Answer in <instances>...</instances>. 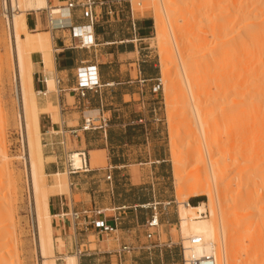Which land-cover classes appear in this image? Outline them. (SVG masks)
Returning a JSON list of instances; mask_svg holds the SVG:
<instances>
[{
	"label": "rangeland",
	"instance_id": "1",
	"mask_svg": "<svg viewBox=\"0 0 264 264\" xmlns=\"http://www.w3.org/2000/svg\"><path fill=\"white\" fill-rule=\"evenodd\" d=\"M131 1L132 0H123V12H122L123 16H117L116 14L113 15L111 17L113 19L112 22L113 23L123 22L122 28H118V30L119 31L123 30V38H126L127 36H129V21L131 20L132 16H134L135 18L147 17L151 20L152 28L149 30V35L147 36L148 38L145 41L141 42L142 44L140 45V47L142 48L141 51L146 56L144 57V59L147 60L146 64L150 66H153L155 64L156 69L158 70L159 77L158 80L153 82H145L143 85L137 84L135 82L123 85V93H127L128 95L123 97V109L121 110L123 114L122 117L123 123H120L118 125L120 128L123 125L124 137L122 140L123 147L115 149V150H120L119 152L120 154L117 155L116 158L117 160L118 158H120L121 161H123V164L126 165L125 167L119 170L121 171V173H123V179H124L123 184L124 183L126 184L125 186H123V189L131 188L129 184L132 181L137 184L135 187L137 188L136 189L137 195L136 197L132 196V198L140 197L141 199H145L148 201L155 200L159 202H172L171 205L166 210L167 213L164 214L163 216H165L166 219L172 218L173 220L176 221L177 224L169 225L167 223L166 226L161 225L159 227V231L162 236L161 237L162 242H167L166 232L168 230L171 231V236L175 245L172 246V249H170L171 253L169 254L174 257L175 264H183L181 257V247L179 245L180 235L178 230L177 202L179 196L175 184V175H174V166H173L174 162H172L174 161L173 159L179 158L178 160L180 162L181 174H183V176H185L187 180L189 179L188 182H193L199 179L197 177H200V179L204 177V173H202L203 171L197 169L198 167L197 165H199V162L197 163L198 160L197 158H195L196 155L198 153H201L203 154L205 159H207L206 156L212 153L211 155H213V160L215 158L216 161L215 167L216 168L218 167L217 171L220 169L219 170L220 177L222 174V179L224 180V183L227 184L232 180L231 178L233 177V172H234L233 167L235 166L236 163L235 160L239 156L234 143V137H233L234 134L230 135L235 131V124L234 123L232 124L233 112L231 110V105H230L231 103H229L228 107L224 108L223 110H221L222 106L220 105L221 104L220 96H222V94L224 93L222 86L223 85L227 86L228 84L224 83L222 79L220 80V76L217 72L216 67L212 66L210 72L206 70V66H201V65L200 67L199 66L194 67L195 68L194 69L193 67H189V65L192 66V63L187 62L186 58H188L189 56L190 57L200 56V54L202 55L203 53H206L208 50L212 51L213 54L217 52L215 53L216 56H218L219 53H221V55L225 57V59L227 60L230 59V57H232L234 53L237 52V50L240 53H247L249 48L250 47L252 48L253 46L250 45L251 43L249 42L252 39L251 38L252 35H254L253 38L254 37L259 38V36L261 38H264V35L262 34L264 30V26H263L264 23H262L264 21L263 20L264 6L261 5L264 3V0L263 1L259 0L260 2L258 1L257 4L255 3L256 5H254V0H249L251 2L247 0H162L163 5L169 8L168 21L161 14L163 16L165 26L166 25L168 26L171 23L168 27L166 26V29L168 28L167 29L168 31L172 27L171 29L175 31L176 36H178L177 39L179 42L180 54L183 58L186 56L185 58L186 64L190 63L189 65L187 64V66L189 67L188 69L190 71V72L188 71L189 75L188 74L187 75L188 77H190L191 82L193 81L195 86L198 87V89L196 87V90L197 92H199L198 94H200L198 95L199 98L198 101L200 102L198 103V105L199 106L201 105L200 109L202 111L201 115H203L202 118L206 115L203 118L204 123L206 124L205 126L206 128H209V126L211 127L209 128V131L207 135H205V137L199 133V130H197L198 127L196 125L192 108L190 106L191 101L187 94L188 92L186 90V87L184 86L183 78L181 77L182 76L181 64H180L181 62L179 61V58L177 57L175 50L173 49V47L170 46L169 42L168 43L163 42L160 45L159 40L157 39V34H156L157 30L155 27L156 25H155L154 15L156 13L155 12L156 8L159 7L158 6L159 4H157V7H155L150 3L151 0H141L140 4L145 5V7L146 6H150V7H146L147 9L143 15H137L135 13H133L132 15L133 11L131 8ZM245 1H247V3ZM242 2L244 3V5ZM258 3L260 4L258 5ZM151 6H153V8L155 9H152ZM248 8L249 11L251 8V11L248 12L250 14L247 13ZM157 9L161 10L160 7ZM239 10L240 12H238ZM153 12L155 13L153 14ZM257 12L261 14V16L260 15L258 16ZM159 13H162V11H159ZM8 15L9 14H7L6 10L4 9V0H0V172H1L0 179L3 182L5 181L3 184L6 185V180L8 178V173H7L8 168H5V166H3L1 159V152L5 150L8 153V156L11 160V162L9 163V169L17 178L19 186L17 187L16 197L13 198L12 195H9V193L7 196H5L4 193L7 190L5 191L4 185L2 186L1 185L2 182L0 181L1 183L0 187H3L2 189L5 191L4 192L2 190V192L4 193H3V197L0 199V202L2 204L5 203L4 204L5 207H9V208L13 207L14 210V215H13L15 221L14 231L17 235L16 237L17 239H14L15 240L13 242L14 244L13 243L11 244V246L12 245L14 246V252L11 256V259L14 260L15 258L14 260L15 264L18 261V259L19 261L17 264H39L41 263V260H40V255L39 256L37 255V250H36L35 232L33 226L34 222H33L32 206H31L32 200H31V192L28 182L27 163L25 159V152H26V146H25L26 144L24 141L25 134L23 133L21 128L19 101L17 95V79H16L17 75L14 68V64L12 63V61H9L11 48L9 45L10 31L8 25L9 24ZM59 15L65 17L67 15V11L60 12L56 16ZM248 16L251 17L249 18ZM243 17L245 22L243 20ZM247 22H249L250 24ZM252 22L253 25L251 24ZM259 27L263 29L261 30ZM224 29H226L227 31ZM258 30L260 31L259 33H254V32H258ZM238 31H242V34L240 36L232 38L234 32H238ZM235 39H237V41ZM243 39H245L246 41ZM244 44L249 48L245 49L246 46ZM136 58L137 57H133V55H131L130 58L128 59L126 57H123V74L127 72V67H128L127 64L129 62L132 63L135 62ZM7 62L8 64L10 62L11 65L10 64L8 65ZM131 68H134V65H131ZM214 70H216V72H214ZM210 74L212 77L210 76ZM214 75L215 77L219 76V78H215ZM54 81H55V75L54 73H51V77L49 78L48 82H46L45 84L46 88L51 89L54 84ZM226 81L228 80H225V82ZM157 82L161 83L160 88L157 91H153L152 83H157ZM205 82L207 83L205 84ZM218 85H222V86H218ZM53 90L55 89H52V91ZM182 92L183 95L181 94ZM218 93L219 95H217ZM181 95L183 96V98ZM215 97L216 99H213ZM36 98H37V93H36ZM183 100L185 101L183 102ZM210 100L215 102L212 103V101ZM218 104L221 108L218 106ZM226 109L228 112L226 111ZM214 110H216L217 112ZM227 114H229V116ZM94 115H97V112H94ZM94 115H93L94 123L100 124L98 117ZM140 119H142V121H140ZM68 122L69 125H77L76 122H72L70 120ZM248 124L250 123L245 124V127L247 129L246 130L247 136L250 138L251 137L250 135L254 134L252 135L254 137L256 136L255 132L256 134L259 132L257 135L258 139L260 135V139L263 140L261 137L262 136L261 134L264 135L263 130L260 129L258 131V129H252L254 127H251V125L247 126ZM229 127L232 128L230 129ZM117 131L119 132V130ZM253 131L254 133H252ZM33 133H35V130H33ZM249 133L252 134L248 135ZM41 138H42L41 141L44 145L45 141L43 140L42 134H41ZM95 139L96 142L94 143V145L96 147H102L103 143L100 141L101 137L99 136V134L98 136L95 137ZM256 139H253L254 145L255 144L257 145V143L259 142L258 139L257 141ZM251 140L248 139L249 142ZM261 140L258 145H260V143L261 144L263 143L261 142ZM116 141H120L119 138H117ZM209 144L211 145L213 144V145L211 146ZM256 145L255 147H257ZM76 147H77L76 141L74 142L73 138L71 141L68 136L67 144H66V151L68 155L74 153V151H78V149L75 150ZM259 147L263 148V145L262 147L258 146V149ZM232 148L235 150H232ZM45 149L46 148L43 146V153L45 152ZM258 149L256 148L257 152L260 153L253 154V156L256 155L255 156L256 158L253 157L254 160L251 163L252 164L254 163L255 167H258L259 170H262L263 160L261 159V155H260L262 154L261 153L262 150L259 149L258 151ZM206 151H209V154H206ZM217 151L219 153H217ZM104 155H105V162H102L101 164L95 167H91L92 169L96 170L97 168L107 167L108 163H107L106 152ZM94 156H98V155L94 154ZM257 156L258 157L260 156L259 157L260 159ZM50 160L51 158L48 159L47 162H49ZM3 168L5 170H3ZM101 172L103 173V171ZM222 172H226V174L228 173L229 175L224 174L226 176L225 177ZM98 173L99 171L93 172V174L96 175L95 177H92V175H89L87 173H82V176L79 179L76 177L74 179L69 178L70 183L71 182L79 183L77 187L70 185L71 188L70 194H64V196L71 201V207L74 206V208L79 211L86 208L87 209L95 208L94 206H90V204H88L89 201L88 193L90 192L93 195L92 191L94 190L97 191L102 189L101 191H97L95 193V196H97V200L99 201L98 195L103 194L105 192L103 191V188H106L104 183L102 185L101 181L96 182V187H94L95 186V184L93 183L94 180L103 179V177L99 175L97 176ZM53 175L47 176L46 174V178H47L46 182L48 184L53 183L54 181ZM224 187L227 188L229 186L227 185V187L226 186ZM91 188L92 191H90ZM234 189H235V185L231 184L230 188L224 190L226 193L225 195L223 194L224 196L223 199H225L224 205L222 207L224 215L221 218L222 223L224 225H228L232 222V218L230 216L231 213L230 209H232L233 206V200H231L232 199L231 194L234 193ZM187 190L188 187L185 188L183 193H186ZM207 200L208 199L206 196L201 195V196H188L186 201L192 205H196L201 202H207ZM10 204H12V206H10ZM84 205L87 207H84ZM97 208L105 209L106 207H97ZM106 213L108 215H111L113 211L109 209L108 211H106ZM53 221L56 223L55 219H53ZM65 222L67 224L68 234L73 235V233L75 232V224L70 214H68L65 217ZM80 227L82 226L80 225L76 226L77 228L76 232L81 233L80 235H78V237L80 239L81 250L83 251L87 248H91V250H95L96 252H98L99 250L102 251L108 249L112 250L114 248H118L119 246H123L122 243L123 240L121 239L120 242L117 241L115 235L108 236L98 232L97 230H91V229L85 232V231H81L79 229ZM139 229L140 232L142 233V236L139 238V240L138 238L135 240L133 236L131 239L127 240V244H131V250L126 253V260H127L126 264H141V262H144L149 258H152L154 260L155 258L165 259L166 257L165 250H162V252L155 253L152 249V251L149 254V251L146 248H143V247H147L146 245L148 244L146 242L144 228H139ZM57 235L58 233L55 236ZM136 235H139V230L136 231ZM120 236L122 237V235ZM124 237L129 238L130 235H125ZM218 246L221 250L219 251V253H222V245L220 242V238L217 242V247ZM17 253L18 255H16ZM17 257L19 258L17 259ZM98 258L100 259L99 261L100 264H106L107 262H109V258H107L106 253H99ZM115 260L116 257H114V264H116Z\"/></svg>",
	"mask_w": 264,
	"mask_h": 264
},
{
	"label": "bare ground",
	"instance_id": "2",
	"mask_svg": "<svg viewBox=\"0 0 264 264\" xmlns=\"http://www.w3.org/2000/svg\"><path fill=\"white\" fill-rule=\"evenodd\" d=\"M45 1L46 0H4V9L6 10L7 14H9L8 15L9 18L8 25L10 31L9 45L11 48L9 61H12V63L14 64V68L17 75L16 78L17 95L19 101L21 128L23 133L25 134V140H24L26 144L25 159L27 163L28 182H29L31 200H32L31 206H32V214H33V222H34L33 226L35 232L36 250H37V255L38 256L40 255V260H41V263L39 264H57V258L59 256H62L64 260V264H79L77 254H67V253L63 255L57 254V252L62 253L64 251V243L62 237L60 236L55 237L56 223L53 221V219H56L57 217L62 219L64 215L57 217L52 216L50 214L49 206H48V201L51 195L70 194L71 188H70L68 172L56 173L53 175L54 177L53 183L48 184L46 182L47 178L45 173V163L50 158L45 157L43 153L44 145L41 141L42 138L39 127V116L40 114L45 112L52 113L53 122L57 126L61 124V118L58 107L52 105L49 106L47 105L48 107L46 106L45 108L39 107L36 98V91L34 90L33 71L35 66L39 68L40 65L42 66L44 71L43 69L40 70H42L44 73L49 71H54L52 37L50 32L38 31L31 33L30 31L28 32L26 27L27 10L29 8L32 9V7L40 8L42 6H45L46 5ZM140 1L141 0H133L132 3V11L137 15H143L147 9L146 7H150V6L145 7V5L140 4ZM247 1L245 2L247 3ZM258 1L259 0L256 1L254 0V5H256ZM150 3L155 7H157V4H159L158 6L161 8V10H159L157 9L159 7H157L155 11L156 13L153 12V14L155 13L154 20L156 25L155 27L157 30L156 33L157 39L159 40L160 45L163 42L164 43L169 42L170 46L173 47L175 53L177 54V57L179 58V61L181 62L180 63L181 71H182L181 77L183 78L184 86L186 87V90L188 92L187 94L191 101L190 106L192 108L196 125L198 127L197 130H199V133L205 137V135H207L209 131V128L211 127L209 126V128H206L205 126L206 124L204 123L203 118L206 115L202 118L203 115H201L202 111L200 109L201 105L200 106L198 105V103H200L198 101L199 100L198 95L200 94H198L199 92H197L196 90L197 86H195L193 81L191 82L190 77H188L190 72L188 69L189 67H193V68L198 66L200 67V65L206 66V70L208 72L211 71L212 66L217 68V72L220 76V80L222 79L224 83L228 84L227 86L218 85V86H222L224 91L222 96H220L221 97L220 105L222 106V108L219 106V104L218 106L221 108V110H223L224 108L228 107L229 103H231L230 104L231 110L233 112L232 124L233 123L235 124V131L230 135L234 134L233 136L234 143L239 156L235 160L236 163L233 161L235 163V166L233 167L234 172H233V177L231 178L232 180L229 182L230 185L229 183L227 184L224 183V180L222 179V174L220 177V173H219L220 169L217 171L218 167L217 168L215 167L216 161L215 158L213 160V155H211L212 153L209 154L210 150L206 151V154H209L206 156L207 159H205V157L201 153H198L196 155L195 158H197L198 161L196 159L195 160L197 161V163L199 162V165H197L198 167L197 166L196 167L197 169L203 171L202 173H204V177L202 176L203 177L202 179H200V177H197L199 179L193 182H188L189 179L187 180V178L183 176V174H181L180 162L178 160L179 158L173 159L174 161H172L174 162L173 166H174L175 184L179 196L177 202L178 230L180 235V243L183 246L184 257L187 260L193 254L198 256L214 254L217 257L218 264H264V137H263L264 135L261 134L263 140L260 139V135L258 139L257 135L259 132L257 134L255 132L256 136L253 137L252 135L254 134L252 133L256 131L254 130L252 133L248 134V135L252 134L250 135L251 137L249 138L247 136L246 133L247 129L245 127L246 123H250L247 126L251 125V127H254L252 129H258V131L262 129L264 133V38H261L260 36L259 38H255V37L253 38L254 35H252L251 37L252 39L249 41L251 44L248 43L250 45H253L252 48L250 47L251 48L250 49L248 46L244 44L246 46L245 49L249 48L250 51L248 50L247 53H240L237 50V52L234 53V55L230 57V59L228 60L225 59V57H223L221 53H219V55L216 56L215 53L217 52L213 54V52L210 50H208L206 53H203L202 55L200 54V56L197 57L187 56L188 58H186L185 56L183 58L179 50V42L177 39L178 36H176L175 31L171 29L172 27L167 31L168 29V28L166 29L167 25L165 26L164 23L163 16L167 21L169 19L168 16L169 8L163 5L162 0H151ZM259 4L260 3H258V5ZM261 5L264 6V3ZM153 6H151L152 9H155L153 8ZM12 10L13 13H11ZM159 11H162V13H159ZM250 11L248 8L247 13ZM238 12H240V10ZM259 15L261 16V14L258 13V16ZM262 23H264V21ZM251 24L253 25V22ZM261 27L259 28L261 29ZM259 32L260 31L258 30V32H254V33H259ZM241 34L242 31L234 32L232 38L240 36ZM262 34L264 35V30ZM83 37L84 38L89 37L92 40V34L86 35V33L83 32ZM235 40L237 41V39ZM38 52L41 53L42 55L41 64L38 63L35 64L34 61L32 60V54ZM185 58L187 59L186 60L187 62L192 63V66L189 65L190 63L189 64L187 63L189 67L187 66ZM214 72H216V70H214ZM219 76L215 78H219ZM225 80L228 81L225 82ZM207 82H205V84ZM181 94L183 95V92ZM217 95H219V93ZM213 99H216V97ZM184 101L185 100H183V102ZM213 102L215 101H212V103ZM227 115L229 116V114ZM33 130H35V133H33ZM256 138L258 139L259 142L260 140L261 142H263L262 144L260 143V145H258L259 142L258 143L255 142L257 143V145L255 144L257 147H255L253 143L254 142L253 139ZM248 139L250 140L252 139V140L249 142ZM262 145L263 148L259 147V149L262 150V151L260 150L262 153L260 155H261V159L263 160V165H262V170H259L258 167H255L254 163L252 164L251 162H253L254 160L253 157L256 156V155L253 156V154L260 153L257 152L256 148L258 149V146L262 147ZM232 150L235 149L232 148ZM217 153L219 152L217 151ZM83 156L84 155H82V153H77V152L71 153V155L69 156L71 164L75 169H80L84 167ZM1 159L3 166H5V168H8L7 171L8 178L6 180V185L3 184L5 181L3 182L0 179V181L2 182V184L1 183L0 184L2 186L4 185L5 191L7 190L5 192L2 189L3 187H0V199L3 197L4 192H5L4 193L5 196H7L9 193V195H12V197L14 198L16 197L17 187L19 185L17 178L9 169V163L11 162V160L8 156V153L5 150L1 152ZM3 170L5 169L3 168ZM222 173L223 175L226 174V172H222ZM226 175L229 174L227 173ZM231 184L235 185L234 193L231 194L232 197L231 200H233V206L232 209H230L231 212L230 216L232 218V222L228 225H224L221 220L222 216L224 215L222 207L224 205L225 199H223L224 198L223 194L224 195L226 194L224 190L230 188ZM227 185L229 187H227ZM224 186H226L227 188H225ZM186 187H188V190L186 193H183ZM2 190L4 192H2ZM201 195L207 197L208 199L207 202H201L197 205H192L186 201L188 196H201ZM4 204L5 203L2 204L0 202V264H15L14 263L15 258L14 260L11 259V256L14 252V246L13 245L11 246V244L15 241L14 239H17L16 238L17 235L14 231V227H15V221L13 218L14 210L13 207L12 208L5 207ZM10 206H12V204H10ZM192 238H199L200 242L194 243L192 241L193 240ZM219 238L222 245V253H219V251L221 250L219 246L217 247V242ZM16 255H18V253ZM18 258L19 257H17V259ZM18 261L16 262V264L18 263ZM186 264L188 263L186 262Z\"/></svg>",
	"mask_w": 264,
	"mask_h": 264
},
{
	"label": "crops",
	"instance_id": "3",
	"mask_svg": "<svg viewBox=\"0 0 264 264\" xmlns=\"http://www.w3.org/2000/svg\"><path fill=\"white\" fill-rule=\"evenodd\" d=\"M68 1L46 0L45 6L40 8L32 7V9L29 8L26 12V27L28 32H50L53 45L54 71L44 73L41 65L39 68L35 66L33 71V83L36 93L48 90L46 95L37 94L39 107L45 108L47 105H52L60 109L61 124L59 126L53 122L52 113L45 112L39 116V127L45 141L44 147L46 148L44 155L51 158L49 162L45 163V172L47 176H52L59 172H68L69 178L74 179L76 177L79 179L82 173L95 177L96 175L93 172L99 171L97 176L99 175L103 179L94 180V187H96V182L101 181L102 185L104 183L106 186V188H103L105 192L98 195V201L95 193L102 189L92 191L91 188L90 191L93 192V195L90 192L88 193V204L95 208L106 207L113 211L111 215L105 212L106 219L111 224L114 223L116 216L119 217V231L118 235H116V240L120 242L122 239L123 246H129L131 250V244H127V240L131 239L132 236L135 240L137 238L139 240L142 236L139 228L146 230L145 224L151 217L150 210L140 207L135 208L134 206H140L152 201L141 199L140 197L132 198V196L136 197L137 195V188H135L137 184L133 181L129 184L131 188L123 189V186L126 184H123V173L119 170L126 165L123 164L120 158L117 160L116 157L120 154V150L115 149L123 147V125L121 128L118 125L123 123V114L121 112L123 109V97L128 95L127 93H123V85L133 82L143 85L145 82L156 81L159 77L156 65L150 66L146 64L147 60L144 59L146 56L140 47L141 42L148 38L149 30L152 28L151 20L147 17L135 18L132 16L129 21V36L123 38V30H118V28H122L123 22L113 23V19L111 18L115 14L123 16V0H95L96 6L93 9V21L84 15V11L80 7L68 10L66 8ZM64 11H67L68 14L65 17L56 16L58 18L56 23H69L72 27H77L79 32L83 31L82 27H88L84 31L86 35L92 34V40L89 37L85 38L86 45H83L84 39L79 36H73L71 27L53 28L49 25V13L55 12V15H57ZM131 55L137 57L136 61L133 63L129 62L127 64V72L123 74V57L128 59ZM32 60L35 64H41V53H33ZM88 65H97L100 86L94 91H89L86 98L79 99L75 92L78 69ZM131 65H134V68H131ZM40 69H43V71ZM51 73H54L55 81L52 88L48 89L45 84L51 77ZM154 84L152 83V86ZM52 89L55 90L52 91ZM94 112H97V115H94ZM93 115L98 117L99 122H101L100 118L106 119L107 126L104 129L82 130L81 127L86 122V119L93 118ZM69 120L76 122L77 125H69ZM98 134L101 137L100 141L103 143L102 147L94 145L96 142L95 137ZM68 136L71 141L72 138L74 142L76 141L77 147L75 150L78 149V151L74 152L85 155L87 168L75 169L71 164L69 158L71 154L68 155L66 151ZM117 138L120 141H116ZM105 152L107 154V167L97 168L96 170L92 169L91 167L105 162ZM94 154L98 156H94ZM108 174L112 175L110 182L106 180ZM78 184V182L70 183L74 187H77ZM48 206L52 216L64 215L62 219L59 217L55 219V233H58L57 236L62 237L64 243V251L62 253L57 252L58 255L75 253L78 255L79 264H100L99 253H106L107 258H109V262L106 264H114V257H116V264L127 263L126 253L130 250L124 251L121 258L117 254L122 246L112 250H99L98 252L91 250V248H87L84 251L81 250L80 239L78 237L81 233L76 232V223L74 222L75 232L73 235H69L65 222V217L70 212L78 210L74 206L71 207V201L64 194L51 195ZM84 207L87 206L84 205ZM163 215H160L161 225L166 226L167 223L169 225L177 224L172 218L166 219ZM79 229L85 232L90 229L96 230L93 226H88L87 228L80 227ZM138 230L139 235H136V231ZM125 235H130V237L126 238L124 237ZM161 237L158 229L153 240L149 241L146 239L148 244L146 246L150 248H143H146L149 254L152 249L155 253L165 250V259L155 258L154 260L149 258L141 262V264H175L174 257L169 254L171 253L170 249L175 245L171 231L168 230L166 232L167 242H162ZM57 264H64L62 256L57 258Z\"/></svg>",
	"mask_w": 264,
	"mask_h": 264
},
{
	"label": "built area",
	"instance_id": "4",
	"mask_svg": "<svg viewBox=\"0 0 264 264\" xmlns=\"http://www.w3.org/2000/svg\"><path fill=\"white\" fill-rule=\"evenodd\" d=\"M96 6L95 0H69L66 8L68 10L73 9L75 7H80L84 11V15L89 18L91 21L94 20V7ZM13 13V10L11 11ZM55 12H51L48 14V22L49 25L53 28H67L71 27L72 34L74 37H81L84 39L83 45H86L85 38L83 37V32L88 27H82L83 31L79 32L77 27H72L69 23H61L57 24L58 18L55 15ZM68 14V12H67ZM60 25V26H59ZM69 25V26H67ZM87 32V31H86ZM160 82H157L153 85V91H157L160 88ZM100 86V79H99V71L97 65H88V66H82L78 69V75H77V86L75 88V92L77 94V97L79 99H83L87 97V93L89 91H94ZM48 90L45 91H38L37 94L46 95ZM101 122L100 124H95L93 121V118H87L86 122L81 127L84 131L89 130H96L98 128L104 129L107 126V121L104 118H100ZM76 133V131H75ZM82 155H84L82 153ZM84 157V168H87V162L86 157ZM107 181L112 180V175L108 174L106 176ZM172 202H159V201H152L147 204H142L140 206H134L135 208L140 207L143 209H148L151 211V217L145 224V237L147 240H153L155 238V234L159 227L161 226L160 223V215L166 214V210L171 205ZM109 210L108 208L101 209V208H94V209H83L78 211H72L70 212V216L73 220V222L76 223V225H80L83 228H87L88 226H93L98 232L108 235V236H116L118 235L119 226H118V220L119 217H115L114 223H109L106 219L105 212ZM194 243H199V238H192ZM181 247V257H182V263L186 264H218L217 257L214 254H208V255H195L193 254L191 257H189L187 260L184 257V251L183 246L181 243H179ZM147 248H150L147 246ZM130 250L129 246H122L120 250L117 252L119 258L122 257V254L124 251Z\"/></svg>",
	"mask_w": 264,
	"mask_h": 264
},
{
	"label": "trees",
	"instance_id": "5",
	"mask_svg": "<svg viewBox=\"0 0 264 264\" xmlns=\"http://www.w3.org/2000/svg\"><path fill=\"white\" fill-rule=\"evenodd\" d=\"M197 205V204H196Z\"/></svg>",
	"mask_w": 264,
	"mask_h": 264
}]
</instances>
